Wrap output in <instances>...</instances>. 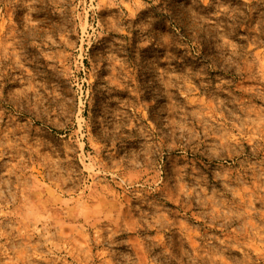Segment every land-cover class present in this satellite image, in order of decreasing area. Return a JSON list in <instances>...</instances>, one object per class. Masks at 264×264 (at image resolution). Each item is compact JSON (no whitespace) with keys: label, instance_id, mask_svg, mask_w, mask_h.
I'll return each mask as SVG.
<instances>
[{"label":"rangeland","instance_id":"374dc122","mask_svg":"<svg viewBox=\"0 0 264 264\" xmlns=\"http://www.w3.org/2000/svg\"><path fill=\"white\" fill-rule=\"evenodd\" d=\"M0 264H264V0H0Z\"/></svg>","mask_w":264,"mask_h":264}]
</instances>
